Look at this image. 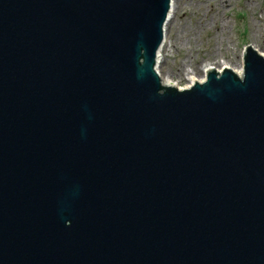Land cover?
<instances>
[{"label": "water", "instance_id": "water-1", "mask_svg": "<svg viewBox=\"0 0 264 264\" xmlns=\"http://www.w3.org/2000/svg\"><path fill=\"white\" fill-rule=\"evenodd\" d=\"M169 0H0V264H264V57L154 70Z\"/></svg>", "mask_w": 264, "mask_h": 264}, {"label": "rangeland", "instance_id": "rangeland-1", "mask_svg": "<svg viewBox=\"0 0 264 264\" xmlns=\"http://www.w3.org/2000/svg\"><path fill=\"white\" fill-rule=\"evenodd\" d=\"M180 4L170 15L169 29H164L166 47L157 68L172 85L184 88L190 77H203L206 64L215 69L223 63L242 67L240 55L246 45L264 52V0H181ZM195 66L196 71L189 72Z\"/></svg>", "mask_w": 264, "mask_h": 264}, {"label": "bare ground", "instance_id": "bare-ground-1", "mask_svg": "<svg viewBox=\"0 0 264 264\" xmlns=\"http://www.w3.org/2000/svg\"><path fill=\"white\" fill-rule=\"evenodd\" d=\"M218 1H221V0H218ZM180 2H181V0H169V10H168V12H167V15H166V18H165V21H164V23H163V26H162V38H161V41H160V44H159V46H158V48H157V50H156V55H155V61H154V63H155V65H154V70H155V72L157 73V75L159 76V78H160V82H161V84L162 85H170V86H175V85H172L167 79H164L162 76L160 77V75H159V73H158V70H157V68H158V63H159V57H160V55H162V50H163V52H165V47H166V33H165V28L167 27L168 29H169V26L171 25V23H172V20H173V18H171V14L173 13H175L176 11H178L182 6H181V4H180ZM223 2V1H222ZM180 15H183V13L182 14H180ZM262 57H264V52H261V53H259ZM196 66H197V64H196ZM196 66L193 68H190V71L189 72H191V71H196L195 69H196ZM219 66H222V67H219ZM218 66V68L220 69V68H228L229 70H231V71H233L234 73H235V75L236 76H240L241 74H242V70H241V66L239 65V64H234V66L233 65H229V67L228 66H226L224 63L222 64V65H219ZM213 66H208L207 67V64L206 65H204L203 66V68H202V72H204L205 70H208L209 68H212ZM181 68V67H180ZM215 69V68H212V69H215V70H219V69ZM180 70L181 69H177V74H180ZM204 75H205V72H204ZM204 77V76H203ZM203 77H200V78H198L197 80H195V79H193V78H189V83H193V82H197V81H201L202 79H203ZM187 87V86H186ZM186 87H184V88H186Z\"/></svg>", "mask_w": 264, "mask_h": 264}]
</instances>
